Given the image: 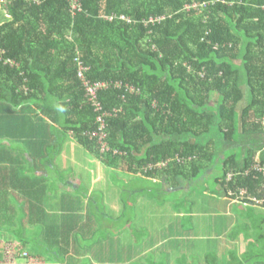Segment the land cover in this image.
Returning a JSON list of instances; mask_svg holds the SVG:
<instances>
[{
    "label": "trees",
    "instance_id": "obj_1",
    "mask_svg": "<svg viewBox=\"0 0 264 264\" xmlns=\"http://www.w3.org/2000/svg\"><path fill=\"white\" fill-rule=\"evenodd\" d=\"M2 1L0 246L36 264H106L101 257L115 250L84 240L80 216L53 208L48 164L68 136L110 168L169 184L197 178L229 149L216 183L242 207L264 206L251 198L264 200L255 168L264 165V0H80L76 14L68 0ZM78 59L91 80L122 82L99 93L100 108L86 97ZM99 116L106 151L87 134ZM133 203L123 201L118 220ZM232 255L221 263L215 253L173 260L149 252L129 264H244L249 253Z\"/></svg>",
    "mask_w": 264,
    "mask_h": 264
},
{
    "label": "rangeland",
    "instance_id": "obj_2",
    "mask_svg": "<svg viewBox=\"0 0 264 264\" xmlns=\"http://www.w3.org/2000/svg\"><path fill=\"white\" fill-rule=\"evenodd\" d=\"M7 19L8 15L6 14L5 3L0 0V22H4ZM240 84L242 87H246L245 80L241 79ZM209 138H211L210 135L208 136ZM71 140L73 139L68 136L61 142L60 148L62 151L60 149L57 155V163L62 165L66 158L68 167L73 169V166L68 161L70 159L78 160L75 163V169L80 171L76 175L80 177L82 188L77 193L72 194L71 199L75 210L80 213L78 224H81L87 211H89L91 216L98 214L105 217L106 213L115 215L116 212L112 210L114 205L113 197L120 196L122 208L124 207L123 201L135 200L132 212L129 211L127 212V216L119 218L118 224L115 225L117 232L103 239L105 245L112 243L113 247H116L114 251H107L101 257L105 258L106 261L104 263L129 264V262H132V259L142 258L149 252H155L157 258H160L162 257V253L166 251L170 252L174 260L188 250L191 253L196 252L197 248L194 246V240H208L204 236H216L224 230L225 225L220 221L226 218L221 197L222 189L216 183V178L222 175L223 160L219 162L220 164L216 163L217 161H212L211 164H214V166H210L206 172L204 171L205 174L202 172L197 178L191 179L190 182L192 183L188 185V189L185 185V182L188 183V181H185L183 178H180L182 180L180 186L175 185L174 187H170L171 184L169 185L168 183V188L164 190L162 185L155 184L152 180L150 181L135 174L130 175L116 170L109 172L105 177L103 176L102 182H98L95 190L88 197H85L84 191H88L95 176L91 171L94 169L91 162L95 161L96 158L78 143L75 144ZM215 141L217 142L216 138ZM69 147L74 150L69 152ZM222 149L219 152V158L229 153L228 149L223 155ZM231 149L232 152L242 151L240 146H235ZM260 153L256 154L257 161H259ZM140 189L142 191L138 192ZM106 194L107 198H105ZM234 203L232 214L235 216L238 214L241 221L239 224H245L246 220H248L247 222L253 226V229L249 232L255 236L259 235L262 232L260 225L264 223L260 217L261 215L256 216L243 212L240 210L241 206L238 205L240 203ZM195 209L201 210L203 213L195 211L193 219L191 212ZM122 213H124V210ZM126 219L132 221L131 227H125L124 221ZM195 227L198 229L196 233L194 232ZM236 231L237 228L235 226L230 231V236L235 234ZM194 233L195 239L193 237ZM109 237L113 239L110 240ZM1 246L0 258L2 261H0V264L37 263L34 257L28 259H23V257H21L22 259L15 258L14 246L9 242L5 241ZM234 249L237 251V248ZM196 253L202 254L204 252L200 250ZM218 253L220 258H229V253L224 254V250L220 249ZM263 256L264 250L261 243L258 239H255V244L250 249L247 258H263ZM89 257L92 258V256Z\"/></svg>",
    "mask_w": 264,
    "mask_h": 264
},
{
    "label": "crops",
    "instance_id": "obj_3",
    "mask_svg": "<svg viewBox=\"0 0 264 264\" xmlns=\"http://www.w3.org/2000/svg\"><path fill=\"white\" fill-rule=\"evenodd\" d=\"M2 22L3 21H1L0 23H2ZM71 141L76 144L75 141H73V140H71ZM72 150H74V149L69 147V152ZM57 159L58 158L56 157L53 161H51V163L48 164V167H49L48 168V171H49L48 176L50 178L49 183L52 184L53 182H55V185L57 186L58 195H59V202H56L55 207H53V208L55 210H57V212H59V213H62L64 211H65V213H68V214L75 212L77 216H80V213L75 210L74 205L71 201L72 194L77 193L78 190H80L82 188V182L80 180V177L76 175V174L80 173V171L75 169L76 168L75 163L78 160L70 159L68 161V163L73 166V169H71L67 165L66 158H65L62 165L57 163ZM222 159H223V157H222ZM220 160H221V158L217 159L216 163L220 164L219 163ZM91 163H92V167H94V169H92L91 171L93 172V174L95 176L92 180V183L90 184V186L88 188V191L87 190L84 191L85 197H88L89 194H91L95 190L96 184L98 182H102L103 176L105 177L111 171H116V170L119 171L120 170V169H113V168L108 167L99 159L98 160L96 159L95 161H92ZM210 166H214V164L210 163L208 165V168L205 170V172L210 168ZM120 171H123V170H120ZM123 172L127 173L126 171H123ZM205 172H204V174H205ZM127 174H129V173H127ZM142 178H146V177H142ZM146 179L151 181V179H149V178H146ZM161 180L152 179L153 183L162 185L163 189L165 190V188H168V182L163 180V179H161ZM187 181H188V183L185 182V185L187 186V189H188V185L191 184L192 182H190L191 180H187ZM181 183H182V180L179 178V179H177V181L170 183L172 186L170 184L169 185H170V187H174L175 185L180 186ZM223 191H221V197L223 199V205H224L223 209L225 210L224 215L226 218H223V220H220V221H222L223 224L225 225L224 230L221 231L220 234L216 235V236L215 235L214 236L209 235L208 237L204 236V238H207L208 240H204V241H201V240L195 241L194 240V246L197 248L196 252L202 250L204 253H202V254L196 253V252L191 253L188 250V251L184 252V254L182 256H179L177 258L187 256L188 258L203 259L209 253H215L219 257L218 252L221 249V250H224V254L229 253V258H220L219 257L220 262L221 263H229L232 260L231 257H233L232 253H234V252L239 257H244L246 252L250 253V249L255 244V239H258V241L261 243V246L264 250V223H262L260 225L262 232L257 236H255L249 232L253 229V226L251 224H250V226H248V228H246L247 232L241 231L234 238L232 236H230V231L233 230V228L241 222L238 214L236 216L232 214V211H233L232 208H234L233 204H235L234 202H239V200L238 199H231V198L225 196ZM105 198H107V194L105 195ZM115 200H116V202H115ZM113 202H114V205L112 207V210H113V212H116L115 215L118 216L121 214V212L123 210L120 196L113 197ZM238 205L240 206V204H238ZM246 207H248V204H243V207L240 210L243 212L251 213V214L256 215V216L261 215L260 217L264 221V206H254V208H246ZM260 208H262V209H260ZM131 211H132V209H131ZM195 211L203 213V211L198 210V209L192 210L191 213L193 215V219L195 216L194 214L196 213ZM191 213H189V214H191ZM115 215H112L111 213L110 214L106 213L105 217L99 216L98 214H93L91 216L89 211H87L85 218L82 220L81 225L79 227L80 228L79 230H81L83 233L84 240L93 241L90 244H93V245L99 244L97 246H102L103 245V242H102L103 239H102L101 235H100V237L95 236V232H99L101 229L103 231L108 230V229L112 230L113 226L117 225L119 222V220L117 219V216H115ZM192 215H191V217H192ZM193 219H192V221H193ZM128 221H131V220L129 219ZM247 221L248 220H246V223H248ZM131 225H132V221L127 224V226H130V227H131ZM197 230L198 229L195 227L194 232L196 233ZM195 233L193 235L194 239H195ZM109 239L111 240L113 238L109 237ZM216 242H217V248H216ZM106 245L114 246L112 243H108ZM178 247H179V244H178ZM234 248H237V251H235ZM79 258H82V257L80 256ZM241 260L244 262L243 259H241ZM0 261H2L1 258H0ZM244 264H264V256H263V258H248V260L246 262H244Z\"/></svg>",
    "mask_w": 264,
    "mask_h": 264
},
{
    "label": "built area",
    "instance_id": "obj_4",
    "mask_svg": "<svg viewBox=\"0 0 264 264\" xmlns=\"http://www.w3.org/2000/svg\"><path fill=\"white\" fill-rule=\"evenodd\" d=\"M37 3H41L42 0H35ZM69 4H70V8L73 14H76L77 12L82 10V5L80 0H68ZM114 18V16H110V19L112 20ZM121 18H125L124 16H121ZM154 20V19H152ZM78 62V77L81 79L82 84L86 90V97L88 98L89 101H92L93 104L100 108L101 104L98 101L99 99V93L102 90H106L109 89L111 87H122V82L120 81H116V82H111V81H93L88 77V72L90 70L89 66H86L80 59L77 60ZM132 89V88H129ZM98 121L100 122V126L98 127V130L96 131H91L88 132L87 134H89L91 136V138L94 137H98V143L100 144L101 150L102 151H106L108 148V145L105 141L106 138V133L104 132V127H105V122L103 120V116H99L98 117ZM180 160H183L182 158H180ZM166 162H162L159 163L155 166H162L165 165ZM153 165H151L150 167H152ZM255 168L258 172H261L264 174V165H262L260 162H257L255 165ZM247 173V172H246ZM232 174H228V179H231ZM246 189H242L240 192V198L239 199H243V196L246 194ZM253 200H255L258 203L263 202L264 200H258L255 197H251ZM10 252V251H9ZM14 256H15V252H14ZM16 258V257H15ZM14 258V259H15Z\"/></svg>",
    "mask_w": 264,
    "mask_h": 264
}]
</instances>
